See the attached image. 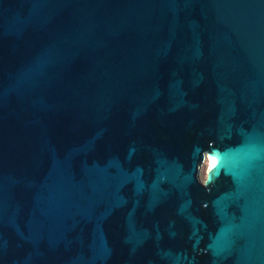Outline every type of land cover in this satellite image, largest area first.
I'll return each mask as SVG.
<instances>
[{
    "label": "water",
    "instance_id": "1",
    "mask_svg": "<svg viewBox=\"0 0 264 264\" xmlns=\"http://www.w3.org/2000/svg\"><path fill=\"white\" fill-rule=\"evenodd\" d=\"M0 264H264V0H0Z\"/></svg>",
    "mask_w": 264,
    "mask_h": 264
},
{
    "label": "rangeland",
    "instance_id": "2",
    "mask_svg": "<svg viewBox=\"0 0 264 264\" xmlns=\"http://www.w3.org/2000/svg\"><path fill=\"white\" fill-rule=\"evenodd\" d=\"M206 177V162L203 163V165L200 168V175L199 178L203 182Z\"/></svg>",
    "mask_w": 264,
    "mask_h": 264
},
{
    "label": "bare ground",
    "instance_id": "3",
    "mask_svg": "<svg viewBox=\"0 0 264 264\" xmlns=\"http://www.w3.org/2000/svg\"><path fill=\"white\" fill-rule=\"evenodd\" d=\"M212 161H213V159H211L207 156V159L205 161L206 162V173L210 170V165H211Z\"/></svg>",
    "mask_w": 264,
    "mask_h": 264
}]
</instances>
